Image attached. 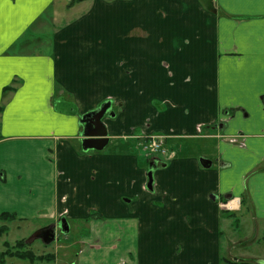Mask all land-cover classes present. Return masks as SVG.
<instances>
[{
	"label": "crops",
	"instance_id": "1",
	"mask_svg": "<svg viewBox=\"0 0 264 264\" xmlns=\"http://www.w3.org/2000/svg\"><path fill=\"white\" fill-rule=\"evenodd\" d=\"M54 1L0 0V158L36 177L0 213L89 217L73 264H220L222 203L264 219V0H89L41 54ZM104 102L112 150L83 151L80 117Z\"/></svg>",
	"mask_w": 264,
	"mask_h": 264
},
{
	"label": "rangeland",
	"instance_id": "2",
	"mask_svg": "<svg viewBox=\"0 0 264 264\" xmlns=\"http://www.w3.org/2000/svg\"><path fill=\"white\" fill-rule=\"evenodd\" d=\"M68 2L69 0H55L41 16L40 28L43 29H41V35L35 38L40 44L39 53L47 54V48L49 46L52 47V41L55 39V36H51L52 30L61 29L71 22L78 23V27H82V24L85 23V20L80 21V18L85 16L90 1L84 0L81 5L74 6L73 8L68 6ZM56 88H59V84L56 85ZM55 95L58 96L57 94ZM53 104L54 110L58 113L64 114L66 111L69 113V110L72 111V109H74L72 112L75 111V105L71 102L63 103L62 100L58 102L55 99ZM1 134L0 132V136ZM112 146L113 143L110 140L102 150H92V153H110ZM113 150L116 149L114 148ZM25 154L27 155V153ZM7 157L3 156L0 158V173L3 172L1 171L3 169L7 174L5 183L0 182L2 186L0 192L9 193L11 192L10 190L16 191L18 183L20 192L26 193L29 189L28 185L36 181V177L31 175L27 177V180L26 175L29 171H26L27 167L25 166L28 165H23L24 170H21L15 164H11L7 160ZM262 164L264 165V161ZM17 172L20 173V176L16 174ZM40 180L44 181L42 178ZM27 181L29 184L26 183ZM35 190L36 188L34 187ZM38 191H42L45 197L48 196L46 186L43 185V188L39 187ZM22 197L27 198V195L24 194ZM8 205L13 207L19 206L15 202H9ZM250 209V206L248 208L243 206L240 211H228L225 214L226 220L221 221V223L227 224L226 226H222L220 248L221 256L224 257V260L220 259V264H229L226 260L237 261V264H264V219H254ZM91 214V217H93L94 213ZM88 218L69 219V232L62 234L60 231H57L56 239L49 244H44L40 239L27 241L33 231L53 222L51 219L48 220L47 217L36 215L27 220H22L18 217V219L10 222L0 221V225L5 224L7 226V231L0 236V251L6 249L3 244L4 241H8L10 245H13L16 240L25 239L26 247L24 249L31 250L35 255H53L48 261L44 260L33 263L17 258H7L6 264H73L74 255L80 246L78 241L89 233Z\"/></svg>",
	"mask_w": 264,
	"mask_h": 264
},
{
	"label": "water",
	"instance_id": "3",
	"mask_svg": "<svg viewBox=\"0 0 264 264\" xmlns=\"http://www.w3.org/2000/svg\"><path fill=\"white\" fill-rule=\"evenodd\" d=\"M109 108V103L101 104L97 109L91 110L86 114L82 115L80 122L83 126L82 138H81V148L83 151L87 150H102L108 143V137L106 133L105 126L102 123V117ZM110 116L113 115L112 112H108ZM200 164L207 168L210 166V161L208 159L200 158ZM160 165V164H157ZM153 177L152 171L147 172V183L148 188H152ZM55 224H49L40 227L32 232L27 241H33L35 239H40L44 244H49L56 238ZM59 228L62 233L69 232V225L65 217L59 219Z\"/></svg>",
	"mask_w": 264,
	"mask_h": 264
},
{
	"label": "trees",
	"instance_id": "4",
	"mask_svg": "<svg viewBox=\"0 0 264 264\" xmlns=\"http://www.w3.org/2000/svg\"><path fill=\"white\" fill-rule=\"evenodd\" d=\"M83 0H69L68 6H72L73 4L80 2ZM244 203V199H241V203ZM231 214V213H229ZM14 219H18L15 213L12 212H1L0 213V221L2 222H10ZM7 231V226L5 224L0 225V236ZM5 250L0 251V264H6L7 258H17L21 260H26L30 263L39 262L44 260H49L53 257V255L44 254V255H35L31 250L24 249L26 247L25 239H18L13 245H10L8 241H4ZM229 264H237V261H229L226 260Z\"/></svg>",
	"mask_w": 264,
	"mask_h": 264
},
{
	"label": "built area",
	"instance_id": "5",
	"mask_svg": "<svg viewBox=\"0 0 264 264\" xmlns=\"http://www.w3.org/2000/svg\"><path fill=\"white\" fill-rule=\"evenodd\" d=\"M163 146V136H149L143 144V149L149 153L161 152L165 153Z\"/></svg>",
	"mask_w": 264,
	"mask_h": 264
},
{
	"label": "flooded vegetation",
	"instance_id": "6",
	"mask_svg": "<svg viewBox=\"0 0 264 264\" xmlns=\"http://www.w3.org/2000/svg\"><path fill=\"white\" fill-rule=\"evenodd\" d=\"M109 112V108L107 109V111L105 112V114H107ZM104 114V115H105ZM161 162L160 161H156V164H155V161H153L152 162V165H157V164H160ZM149 170H151L152 171V168H149ZM148 170V171H149ZM147 171V172H148ZM52 224H55L56 226H55V229H56V232L57 231H60V228H59V218L55 221V222H52Z\"/></svg>",
	"mask_w": 264,
	"mask_h": 264
},
{
	"label": "bare ground",
	"instance_id": "7",
	"mask_svg": "<svg viewBox=\"0 0 264 264\" xmlns=\"http://www.w3.org/2000/svg\"><path fill=\"white\" fill-rule=\"evenodd\" d=\"M229 206H235V205H233L231 202L229 203Z\"/></svg>",
	"mask_w": 264,
	"mask_h": 264
}]
</instances>
